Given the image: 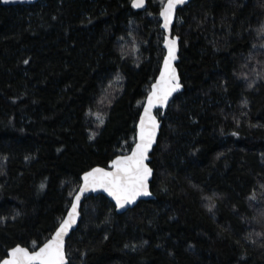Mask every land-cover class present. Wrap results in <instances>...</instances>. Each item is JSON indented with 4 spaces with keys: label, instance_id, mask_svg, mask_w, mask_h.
<instances>
[{
    "label": "trees",
    "instance_id": "1",
    "mask_svg": "<svg viewBox=\"0 0 264 264\" xmlns=\"http://www.w3.org/2000/svg\"><path fill=\"white\" fill-rule=\"evenodd\" d=\"M131 1L0 4V260L43 244L81 175L131 149L164 0ZM172 34L184 88L158 112L155 198L118 214L85 197L69 264H264V0H192Z\"/></svg>",
    "mask_w": 264,
    "mask_h": 264
},
{
    "label": "snow or ice",
    "instance_id": "2",
    "mask_svg": "<svg viewBox=\"0 0 264 264\" xmlns=\"http://www.w3.org/2000/svg\"><path fill=\"white\" fill-rule=\"evenodd\" d=\"M132 2L133 7L136 8L144 5V0H132ZM184 3L186 0H166L160 11V16L164 20L163 28L169 29L177 5ZM165 45L168 54L164 58L159 80L152 85V90L148 94L147 106L138 125L139 139L131 149V154L116 156L111 160L110 170L95 167L84 172L83 183L71 201L67 216L60 221L52 238L39 251L29 252L28 249L18 245L8 252L7 258L0 260V264H67L64 238L80 214L78 209L81 197L87 191L103 189L115 199L118 208H123L140 195L151 194L148 191V181L152 175V169L148 167L146 161H148V153L158 128V122L151 115V109L157 103L165 104L169 96L182 87L176 70L172 66V61L176 59V39L165 38ZM24 63L27 64L28 61L25 60ZM248 87H252V84H249ZM103 122V120L100 121L101 124ZM69 195L73 194L69 193Z\"/></svg>",
    "mask_w": 264,
    "mask_h": 264
},
{
    "label": "water",
    "instance_id": "3",
    "mask_svg": "<svg viewBox=\"0 0 264 264\" xmlns=\"http://www.w3.org/2000/svg\"><path fill=\"white\" fill-rule=\"evenodd\" d=\"M39 1H42V0H7V2H5V0H0V4H2V5H29V4H33V3H35V2H39ZM191 1H192V0H186V3H184V4H182V5H177L176 11H175V14H174L173 20H172V22H171V24H170V26H169V29H165V28H163L162 25H163V23H164V20H163V18L160 16L161 8H162L163 4L166 3V0L163 1L162 5H161V7H160V9H159V13H158V17H159V21H160L159 27H160V29L163 31V34H164V36H163V41H162V47H163V49H164V55H163V58H162V60H161V64H160V67H159V71H158V73H157L155 79H154L153 82L151 83L150 88H149V91H148V93H147V95H146V97H145V99H144V101H143V104H142V107H141V111H140V114H139L138 120H137V122H136L135 141H134V143H133L131 149L135 146V143H136V142L138 141V139H139V137H138V131H139V129H138V125H139L140 117L144 114V109H145V107L147 106V97H148V94H149V92L152 90V85L155 84V83H157V81L159 80L160 72H161V69L163 68L164 58H165V57L167 56V54H168V50H167V47H166V45H165V38H168L169 40H171V39H176V59L172 61V66H173V67L175 68V70H176V74H177V76L179 77V82H180V84L182 85V87L179 88L177 91L173 92V93L169 96V98H168V100H167V102H166L165 104H159V103H157V104L151 109V115L154 116V117L156 118V120H157V122H158V128L156 129L155 140H154V142H153V144H152V147H151V149L149 150V153H148V161H146V163H148V167H150V168H151V166H150V164H149L150 159H151L150 154L152 153L153 148L156 146L157 139H158V136H159V133H160L161 125H162V122H161V120L159 119V116H158V112H160V115H164L165 112H166V109H167L169 103L171 102V100L173 99V97H174L175 95H177L178 93L182 92V91H183V88H184V87H183V84H182V82H181V78H180L179 71H178V67H177V63L179 62V51H180V48H179V38H178L176 35H173V34H172V28H173V25H174L175 20H176V17H177V11H178L180 8H182V7L186 6L187 4H189ZM131 5H132V7H133V2H132V1H131ZM146 7H147V0H144V5H143L142 7H140V8L133 7V8H134L135 10H138V11H143V10L146 9ZM131 149H130L127 153H124V154H118L117 156H120V155H130V154H131ZM115 157H116V156H115ZM115 157H114V158H115ZM114 158H113V159H114ZM113 159H112V160H113ZM110 163H111V161H110ZM110 163L108 164L107 167H104V166H94V167H92V168L100 167V168H104L105 170H110ZM92 168L88 169L87 171H90ZM151 169H152V168H151ZM85 172H86V171H85ZM82 176H83V174H82L81 177H80V184H79V187H78V189L76 190V192L73 194L71 201L73 200L75 194L79 191V188H80V186H81L82 183H83V181H82ZM152 177H153V169H152V175H151V177L149 178V181H148V191H149L151 194H150V195H140V196H138L134 201H132V202L126 204L123 208H118V207H116V201H115V199H114L113 197H111V196H110L107 192H105L103 189H97V190H95V191L90 190V191H87V192L84 193V195L81 197L80 207H79L78 211H79V213H80L81 203L83 202V200H84L85 197H88V196H91V195H94V196H96V195H103V196H105L106 198H108V200L113 204L116 213H118V214L124 213V212H126L127 210L133 208V207H134L139 201H141V200H149V199H153V198H155V195L152 193V191H151V189H150V182H151V180H152ZM70 206H71V203H70L68 209L70 208ZM67 211H68V210H67ZM66 216H67V212L65 213V215H64V217H63L62 219H64ZM80 218H81V214H79V216L77 217V219H76L75 223L73 224L72 228L69 230L68 235H66L65 238H64V240H65V258H66V262H67V264H69V259H68L67 254H66V240H67V238L71 235V233H72L74 230H76V228H77V226H78V223H79V221H80ZM58 225H59V224H58ZM57 227H58V226H57ZM54 232H55V230H54ZM54 232L51 234V236H50V237H49V238H48L43 244H41L38 248H36V249H34V250H30V249H29L28 247H26V246H22V245H19V246L28 249L29 252L39 251V249H40L41 247H43V245H44L45 243H47V241L50 240V239L52 238ZM16 246H18V245H16ZM16 246H13L12 248H14V247H16ZM12 248H10V249L7 251V254H8V252H9ZM7 254H6V256H5L3 259L7 258Z\"/></svg>",
    "mask_w": 264,
    "mask_h": 264
}]
</instances>
